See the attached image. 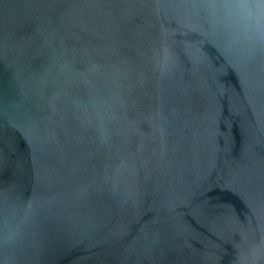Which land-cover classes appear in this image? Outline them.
<instances>
[{
    "label": "water",
    "instance_id": "95a60500",
    "mask_svg": "<svg viewBox=\"0 0 264 264\" xmlns=\"http://www.w3.org/2000/svg\"><path fill=\"white\" fill-rule=\"evenodd\" d=\"M0 264H264V0H0Z\"/></svg>",
    "mask_w": 264,
    "mask_h": 264
}]
</instances>
